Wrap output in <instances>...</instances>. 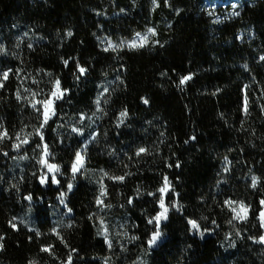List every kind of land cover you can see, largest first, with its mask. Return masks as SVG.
<instances>
[{"label": "trees", "instance_id": "1", "mask_svg": "<svg viewBox=\"0 0 264 264\" xmlns=\"http://www.w3.org/2000/svg\"><path fill=\"white\" fill-rule=\"evenodd\" d=\"M262 58L264 0H0V161L43 141L64 176L8 163L0 264H115L116 229L133 264H264Z\"/></svg>", "mask_w": 264, "mask_h": 264}, {"label": "rangeland", "instance_id": "2", "mask_svg": "<svg viewBox=\"0 0 264 264\" xmlns=\"http://www.w3.org/2000/svg\"><path fill=\"white\" fill-rule=\"evenodd\" d=\"M54 92H56L57 94L53 95ZM64 93L65 92H63L62 89L61 90L59 89L57 91V85H56V87L53 89V91L51 92L49 97L45 98L44 96H42V97H40V100L38 99L42 103L41 111H42V115L44 116L42 118V125H41L40 130L43 129L48 124L49 120L52 119V117L55 115V112H54V109H53V104H54L55 100L60 99V98L62 99ZM47 101H51V104L46 109L45 102H47ZM46 112H47V119H45ZM93 119H95V118L90 117L89 120L84 121L85 120L84 116H82L81 119H78L77 122H76L77 124H75L76 126H74L75 129H76L75 130L76 134H79V135H82V136L86 135L89 139H92L94 134H95V125L93 124V122H94ZM34 130H35V128H34ZM32 131H30V132H32ZM32 140H34V139H29V137H28L26 139V141H27L26 143L30 144L32 142ZM36 143L37 142H34V144H36ZM41 144L42 145L39 144L38 146H35V147H27L24 150L19 148V150H17L18 151L17 155H15L13 157H9V159H4V160H2V162L0 161V206H3L1 198L3 197L4 194L9 193V190H10L9 186H8V185H10V183L8 184L6 182L7 177L8 176L10 177V173H11V170H10V167H9L8 163L12 162V161L14 162L16 160L18 161V158L21 159V162H24V161H27V160L29 161L30 158H28V156H29L30 151H31V155L30 156L38 159L37 161H39L40 164H41V167L44 168V176L41 178V182L43 180L42 183H46L47 180L50 179V178L53 180L54 183H57V179H59L60 177H64L62 175L61 167L59 165H57V163L52 161L50 158H47L48 157L47 152H43L42 151L43 150L42 148H44L43 146H45L43 141H42ZM17 148H18V146H17ZM83 149H85V148H83ZM83 149L79 152V155L83 158V162H82L81 165L78 166V169L74 172L73 171V166L76 164V160H75L74 164L72 165V173H78L84 167L85 160H86V153L83 152ZM103 150H105V149H103ZM101 152H103V151H100L99 153H101ZM48 165H54L55 168L50 171L49 168H48ZM69 185H71V188H69ZM74 188H75V184H74L73 180L71 179L68 182L66 189L64 191H62V193L58 196V200L61 203L62 207L66 206V202L65 201L67 199V195H69L68 192L69 191H73ZM104 194L105 193H104L103 190H101L98 193L99 196H97V201L99 203L103 202ZM164 195H165V192L162 193L163 201H164V198H165ZM164 207L167 208V213H166V217H167L168 207L165 205V201H164ZM162 211H163V209L161 208V212ZM67 213H69V210H67ZM166 217L161 218L158 223L155 220L156 223H157V231L160 233V235H159V237H157L155 243H151L152 246H156V245L158 246V244H160L159 241L161 240L162 233L159 230L160 229L159 226H160V223L163 220H165ZM115 235L117 237L116 238V243H117V248H118L115 251L117 253L119 252V254H118L119 258L116 259L115 264H133V256H134L133 255V250H130V249H128L126 247V246H128V244H126V242H125V241H128L127 234L123 230H119V232H118L117 229H116ZM152 238H153V236H152ZM108 242H109V247L113 248V238H110ZM263 242H264V240H263Z\"/></svg>", "mask_w": 264, "mask_h": 264}, {"label": "snow or ice", "instance_id": "3", "mask_svg": "<svg viewBox=\"0 0 264 264\" xmlns=\"http://www.w3.org/2000/svg\"><path fill=\"white\" fill-rule=\"evenodd\" d=\"M149 33H151V34H153V35L155 34V33H154V30H152V29H149ZM69 35H71V33H69ZM137 37H138V39H139V43H137V41H133V42H131V43L128 45L129 47H132V48H135V47H142L143 44L147 41V36H140V34L138 33V34H137ZM110 46H111V45H110ZM120 46L122 47L123 44L120 45ZM262 59H264V58H262ZM80 71H81V72H84V69L81 68ZM5 78H7V74H5ZM187 79H190V77H184V78H182L181 83H184ZM58 90H59V81H57V91H58ZM56 94H57L56 92L53 93V95H56ZM145 103H147V101H145ZM50 104H51V101H47V102H45V107H46V109L48 108V106H49ZM124 115H126V113H121V116H124ZM45 119H47V112H46V114H45ZM4 135H6V133H5ZM24 142L26 143L27 141L25 140ZM139 151H140V152H143V151H145V150H144V149H140ZM138 154H139V153H138ZM42 162H43V161H42ZM82 162H83V158H82L79 154H77L76 164L73 166V171H74V172L78 169V166L81 165ZM48 168H49V170L51 171V170H53V169L55 168V166H54V165H48ZM116 179H120V180H122L123 177H118V178H116ZM42 182H43V180H42ZM255 183H256V180H255V178H253V186H255ZM69 188H71V185H69ZM167 189H168V182H167V179H165V187H164V188H161L160 191L163 193V192L167 191ZM229 203H231V202H229ZM160 206H161V208L163 209V211H162L159 215H157V216L155 217V220L157 221V223L160 221L161 218L166 217V213H167V208L164 207V201H163V198H161ZM240 207H241V210H244V206H243V205H241ZM233 211H236V210L233 209ZM237 218H239V219H243V218H245V217H243V216H241L239 213H237ZM150 223H151V221H150ZM189 223L192 225L193 228H198V225L196 224L195 221H189ZM159 235H160V233L157 231V232L153 235V238H152V240L150 241V243H155V241H156L157 237H159ZM262 240H264V238H262ZM44 250L47 251L48 249H44Z\"/></svg>", "mask_w": 264, "mask_h": 264}]
</instances>
